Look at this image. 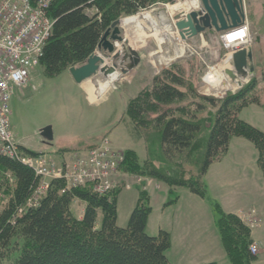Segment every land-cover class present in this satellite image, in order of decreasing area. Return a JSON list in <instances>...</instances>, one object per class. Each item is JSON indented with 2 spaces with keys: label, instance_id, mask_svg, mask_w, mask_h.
Segmentation results:
<instances>
[{
  "label": "trees",
  "instance_id": "1",
  "mask_svg": "<svg viewBox=\"0 0 264 264\" xmlns=\"http://www.w3.org/2000/svg\"><path fill=\"white\" fill-rule=\"evenodd\" d=\"M158 1L50 0L46 12L53 25L38 61L43 74L53 78L70 67L80 66L97 49L102 34L112 22L148 9ZM183 83L181 75L162 71L154 77L151 87L129 100L124 113L137 138L141 128L152 125L157 129L159 147L152 149L159 148L158 159L161 157L167 163L170 172L152 166L153 161H139L131 150L124 153L122 171L152 177L169 188L183 187L207 199L201 177L228 150L230 139L243 136L262 152L264 133L236 114L251 99L252 84L221 99L199 96L190 88L195 99L215 108L211 120L196 117L205 108L199 101L178 105L186 96L180 90ZM208 120L211 124L201 139L198 134ZM183 151L189 154L193 151L197 175L185 177L176 169L177 162L173 159ZM259 160L264 168V152L259 154ZM7 175L14 186L0 211V264H170L166 256L169 234L162 230L155 236L146 233L151 208L145 190L139 189L137 204L125 227L118 226L116 221L117 190L99 195L89 184L67 189L62 179L51 180L37 205L13 219L17 208L31 197L38 179L29 167L0 155V192L7 186ZM175 198L176 195L171 196L169 202ZM75 200L84 203L81 218L70 208ZM213 208L217 214L215 225L228 256L234 258L233 264H248L252 259L248 230L236 215L221 212L216 203Z\"/></svg>",
  "mask_w": 264,
  "mask_h": 264
},
{
  "label": "rangeland",
  "instance_id": "2",
  "mask_svg": "<svg viewBox=\"0 0 264 264\" xmlns=\"http://www.w3.org/2000/svg\"><path fill=\"white\" fill-rule=\"evenodd\" d=\"M180 1L181 0H159L148 9L141 10L132 16L120 18L121 22L123 21V24L121 23L119 26L120 35L128 41V45L125 44L124 46H130L132 49L136 48L138 51L137 54L140 56V62L136 66L137 68L135 67L136 69L134 68L131 70L132 72L130 71V74L120 77L113 83L114 86L112 85L99 98H96L94 102L97 103L93 105L87 104L88 96L84 87L85 85L93 86L99 78H95L94 80L92 78L87 79V81L84 80L80 84H76L67 70L56 77L48 78L43 74L39 64L35 65L30 71L27 84L19 88V90L22 91L21 95L14 98V94V99L12 98L10 105L11 114L9 121L13 133L16 134L15 139L17 143L22 146L29 144L34 148V145H39L43 148V144L53 145V147H55L58 143L65 144L76 137L86 136L104 127V129L99 132H101V134L105 133L106 135H104L100 141L104 137H107L110 146L114 150L123 151L124 153L126 149L132 147L139 160L144 156L143 150H146V160L153 161L154 163H152V166L160 168L165 172H170L171 169H168L167 163L160 160L161 157L158 159L160 154L158 151L159 148L157 150L152 149L154 147L157 148V146L159 147V143L157 145L156 142L158 139V131L155 127L149 125L146 128L139 129L137 134L139 137L137 140L139 138L140 140L137 143L131 141L122 125L118 126L116 131L111 132L113 128L111 123L112 120H115L121 113L122 119H127L130 122L124 115L129 100L134 98L144 88L151 87L154 77H158L164 70L177 73L181 75L184 80L180 90L185 92L186 96L184 101L179 104L177 103L178 105L188 106L194 100L205 105V108L196 114V117L200 119L212 120L215 108L204 104L203 101L199 99H195L190 88L194 89V94L196 93L199 96L221 99L226 95L235 94L245 85L249 86L252 84L253 88L249 91L251 99L247 100L243 106H240L236 114L240 120L264 133V0H242L245 14L244 25H246L247 33V43L245 46L252 52L254 65L253 73L247 75L246 81L241 84L242 86L233 84V81L225 74L226 69L234 71L231 54L235 49L225 48L214 30H206L201 34L188 37L185 40L180 38L174 25V17L183 14V7ZM198 1L200 8L197 9V11H201L202 6L200 0ZM161 12L164 13V17L171 27L172 38H169V35H167L165 31H162V28H164L163 22L160 21L161 19L158 17ZM155 21L157 24H155ZM122 45V43L118 44L117 52L119 54H121ZM175 45L186 48V54L181 57H174ZM161 56L165 57V60L168 59L166 64H161ZM127 62L126 60L123 64ZM103 65L110 66L111 59L104 58ZM211 70L220 71L219 80H223V78H221V72L224 73L228 77L231 85L226 82L221 84L217 83L218 81L211 82L207 80L206 77ZM115 123H117V121H115ZM210 124L211 122L208 120L204 125V130L198 134L201 139L205 138ZM47 125L51 127L53 136L52 141L48 143L44 142L39 132L42 127ZM108 132H111V134ZM242 139L251 143L256 154L258 171L264 174V168H262L259 163V154H262L264 150L260 152L254 143L240 135L233 136L230 141L232 140V142L237 143ZM195 141L197 142V139ZM234 145L237 149L238 144ZM92 147L94 146L85 148L83 146L74 149L59 148L57 152L61 153L64 150H71L70 152L73 150L88 151ZM70 152L64 151L60 159H65V156H69ZM192 152L193 151L189 154L183 151L176 154V157L173 159L174 163L177 162L175 165L176 169H179L185 177L197 175V165L195 163L194 166ZM227 152L228 150L221 158L214 162L220 161ZM53 159L59 163L57 158ZM203 177L204 175L201 177L202 180ZM6 180L7 186H4L5 188L0 192V211L5 206L7 195L14 186V182L10 176H8ZM42 181L47 183L48 187L49 180L42 179ZM112 181L115 185V190H117V196L122 189H127L119 194L117 200L116 221L119 226L122 224V221L123 226L126 224L128 215L135 205V201L137 200V190L134 189L135 186L138 190H144L146 186H150L151 188L155 187L157 191H161L163 190L162 187L166 188L167 186L152 177H145L137 173L132 174L123 172L122 166L118 174L112 178ZM176 188L179 187H170V191L167 190V194L170 198L174 196L173 191L176 190ZM44 193L45 192H40V189H36V191H31V196L42 197ZM76 201L79 202V200L73 201L70 208L74 213L79 215L78 212L81 207ZM147 204L149 205L148 196ZM151 204H154V202L152 201ZM241 212L242 214L257 215L261 218L263 208L255 207ZM241 223L248 230V237L250 239L249 245L256 248V252L252 253L248 247L252 258L248 264H264V252H260L258 247L255 243H252L251 240V233L256 230L261 223L254 226L246 222H244L245 224L243 222ZM233 261L234 258L229 257L225 251L224 261L220 264H233Z\"/></svg>",
  "mask_w": 264,
  "mask_h": 264
},
{
  "label": "crops",
  "instance_id": "3",
  "mask_svg": "<svg viewBox=\"0 0 264 264\" xmlns=\"http://www.w3.org/2000/svg\"><path fill=\"white\" fill-rule=\"evenodd\" d=\"M114 82V80L105 78L98 79L93 86L85 85L84 88L88 96L87 104L97 103L94 100L105 93ZM21 93L22 91L17 89L14 92V98H17ZM111 123L113 125L111 132L116 131L118 126L122 125L131 141L137 143L140 140L134 136L133 125L127 119H122V113ZM103 129L104 127L86 136L76 137L65 144L58 143L55 147L44 144L42 145L43 148L39 145H34V148L29 144L24 145V147L34 152H46L60 159L61 154L57 152L59 148L74 149L83 146L84 148L97 146L100 139L106 135L99 132ZM111 132L108 133L111 134ZM14 135L16 136V134ZM234 144H238L237 149ZM126 150L135 152L132 147ZM143 151V158L138 159L141 162L147 157L146 150ZM203 181L207 191V199L191 193L186 188L179 187L173 191L176 198L169 202L170 197L167 194V190L170 191L169 187H162L163 190L165 189L164 191H157L155 187L151 188L150 186H146L144 189L148 196L149 205L152 206L146 223V233L155 236L162 230L169 234L170 247L166 251L169 263L205 264L215 262L220 264L224 261L225 249L216 229L217 214L213 208V203L219 206L221 212L234 214L237 217L242 213L241 211L262 207L261 225L251 233V240L260 252H264V174L258 171L256 154L251 143L243 139L237 143L231 140L227 154L220 161L209 165ZM134 189L137 190V200L133 208L136 206L139 194L136 186ZM125 190L127 189H122L119 194ZM152 201L154 204H151ZM78 204L81 207L78 212L79 215L75 214L81 218L84 203L79 201ZM126 224L123 226L122 221L120 227H125Z\"/></svg>",
  "mask_w": 264,
  "mask_h": 264
},
{
  "label": "built area",
  "instance_id": "4",
  "mask_svg": "<svg viewBox=\"0 0 264 264\" xmlns=\"http://www.w3.org/2000/svg\"><path fill=\"white\" fill-rule=\"evenodd\" d=\"M49 3L50 0H0V155L17 160L33 171L39 181L34 191L46 192L47 183L42 179H62L67 189L89 184L94 193L105 195L115 189L112 178L124 162V154L111 148L107 138L97 147L86 152H72L58 163L49 155L26 153L11 130V98L17 89L27 84L30 71L38 64L52 30L53 20L46 12ZM219 39L225 48L239 49L247 43V36L244 43H239L242 39L225 40L224 35ZM40 198L29 197L13 213V219L37 205ZM240 219L251 226L260 223L257 215L241 213ZM249 250L256 252L254 246Z\"/></svg>",
  "mask_w": 264,
  "mask_h": 264
},
{
  "label": "water",
  "instance_id": "5",
  "mask_svg": "<svg viewBox=\"0 0 264 264\" xmlns=\"http://www.w3.org/2000/svg\"><path fill=\"white\" fill-rule=\"evenodd\" d=\"M200 2L203 12L191 11L174 17L175 28L182 40L206 30H214L216 33L228 32L240 27L245 21L242 0H200ZM121 23L120 19L111 23L100 38L97 51L90 54L83 64L68 68L76 84L91 78L105 79L115 73L122 77L138 65L139 55L130 46H124L128 45V41L120 35ZM119 43L123 44L121 54L116 50ZM104 58L111 59L110 66L103 65ZM231 59L234 71L226 69L225 74L236 82L237 86H241L246 81L247 75L254 71L252 52L248 47H242L233 51ZM126 60L128 62L123 64ZM39 132L44 142L52 140V129L49 125L42 127Z\"/></svg>",
  "mask_w": 264,
  "mask_h": 264
},
{
  "label": "bare ground",
  "instance_id": "6",
  "mask_svg": "<svg viewBox=\"0 0 264 264\" xmlns=\"http://www.w3.org/2000/svg\"><path fill=\"white\" fill-rule=\"evenodd\" d=\"M181 2V6L183 7V10H182V12H183V14H186V13H189V11H191V10H196V9H199L200 7V5H199V1L198 0H181L180 1ZM197 11V10H196ZM161 20L160 21H162L163 22V26H164V28H162L161 30L162 31H165L166 33H167V35H169V38H172V35H171V27H170V25L167 23V21H166V19H165V17H164V13H160V15L158 16ZM122 24H123V21H122ZM155 24H157V22L155 21ZM160 24V23H159ZM240 29V30H239ZM237 30V31H236ZM233 31H235V32H233ZM227 34H228V37L227 38H225V40L227 39V40H229V41H231V42H233V41H235V40H240V39H242V41H240L239 43H244V42H246L245 40H244V37L245 36H247V34H246V26H243L242 28H238V29H235V30H232V31H229V32H227ZM132 40V39H131ZM132 43L134 44V42L132 41ZM134 48H135V45H134ZM174 49H175V51H174V57H181V56H183V55H185L186 54V48H184V47H182V46H177V45H175L174 46ZM136 53H138V51L136 50V48L135 49H133ZM169 56V55H168ZM165 57H162L161 56V59H160V62H161V64L163 65L164 63H166L167 61H168V59L167 60H165L164 59ZM168 58H170V57H168ZM165 60V61H164ZM226 69V68H225ZM224 70V69H223ZM224 72V71H223ZM109 77V79H111V80H114L115 82L120 78V76H118V74L117 73H115V74H112L111 76H108ZM107 77V78H108ZM221 78H223V80H219L220 79V71H218V70H211L210 71V73H209V75H207V77H206V79L207 80H210L211 82H216V81H218L217 83H221V84H223L224 82H226V83H228V84H230L229 83V79H228V77L224 74V73H222L221 72ZM87 81V80H86ZM214 84V83H213ZM233 84H235L236 85V82H234L233 81ZM231 85V84H230ZM114 86V85H113ZM242 86V85H241ZM107 89V88H106ZM104 91H105V89H104Z\"/></svg>",
  "mask_w": 264,
  "mask_h": 264
}]
</instances>
